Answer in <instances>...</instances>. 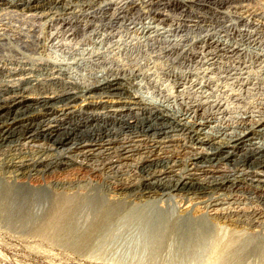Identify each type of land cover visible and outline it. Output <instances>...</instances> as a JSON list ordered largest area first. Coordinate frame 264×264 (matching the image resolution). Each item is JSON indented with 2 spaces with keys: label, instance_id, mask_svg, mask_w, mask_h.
Wrapping results in <instances>:
<instances>
[{
  "label": "bare ground",
  "instance_id": "obj_1",
  "mask_svg": "<svg viewBox=\"0 0 264 264\" xmlns=\"http://www.w3.org/2000/svg\"><path fill=\"white\" fill-rule=\"evenodd\" d=\"M71 1L0 0V51L10 50L13 57L9 64L2 60L4 57L0 59V206L7 210V218L21 220L45 211L49 216L55 214L58 217L67 211L73 213L76 207L71 209L68 202L69 197L78 192L72 193L75 184L79 187L83 182H94L108 194L117 196L115 199L112 196L111 202L141 200L172 192L169 195L174 193L187 199L183 204L186 208L203 205L200 207L211 217L230 225L245 221L264 225V142L256 140L264 138V123H248L245 116L236 124L208 133L194 122L181 123L190 117L187 115L189 109L174 115L160 108L154 111L149 108L150 103L142 102L135 92H131V81L125 77L127 71L122 68L100 74L93 83L81 86L65 68L42 57L31 58L28 54H41L45 50V41L52 40L50 34L42 37L44 18L54 21L60 30L68 31L69 36H75L92 28L95 22H104L101 26L109 29L122 26L128 29L134 24L131 20H140L145 13L155 18L151 17L158 24L170 26V31L178 38L167 40L161 35V39L147 32L143 37L152 45H164L158 47L163 57H172L180 64L206 59L214 66L225 58L234 60L241 52L240 48L215 40L205 28L203 36L192 37V24L189 25L185 18L180 19L185 16L181 11L186 13L189 10L186 11L187 3L182 0H144L145 12L137 0L118 3L109 0ZM216 1L223 0L213 2ZM171 8L180 10L177 16H170ZM187 16L191 17L188 13ZM233 24H228L226 31H232L237 25ZM92 56L96 63L102 58L99 53ZM151 84L155 89L154 82ZM202 104L190 108L193 119L207 113V107L203 109L207 105ZM98 109L104 112L99 113ZM123 111L135 112L128 117L116 116ZM109 113L115 114L110 116ZM51 119L57 124L49 126ZM203 123L201 126H208L206 120ZM258 126L261 128L257 130ZM233 128L237 129L226 132ZM179 166H184L185 172ZM128 171L136 178L125 179L123 176ZM20 188L29 191L22 192ZM68 190L72 196L64 194ZM242 190L251 195L254 203L261 202L263 207L249 213L234 209V204L239 206L241 203L238 192ZM49 191L55 194L52 199ZM89 199L79 201L80 207L82 205L79 210L94 215L98 222H107L112 215L116 220H122L127 215L124 211L129 210L113 205L106 207L105 201Z\"/></svg>",
  "mask_w": 264,
  "mask_h": 264
},
{
  "label": "rangeland",
  "instance_id": "obj_2",
  "mask_svg": "<svg viewBox=\"0 0 264 264\" xmlns=\"http://www.w3.org/2000/svg\"><path fill=\"white\" fill-rule=\"evenodd\" d=\"M110 1L118 3L122 0ZM140 1L137 0V3L140 6L142 4V10L144 8L146 11L144 0ZM182 1H185L184 4L187 3V7L184 8L186 11L189 9L190 12L181 11L185 16L180 19L185 18L187 22L189 21V25L192 24V30H194L192 37L200 38L198 34L203 36L206 33L204 28L207 29L215 40L240 48L241 52L238 56H233L234 60L231 61L232 57L225 58L213 66L209 65L210 61L206 62V59L205 61L203 59V62L192 61L189 64H180L178 60L171 59L172 57H163L164 54L158 47L164 45L158 43L152 45L151 41L143 37L144 33L155 34L167 40L178 38V36L170 31V26L158 24V21L153 20L155 18L146 13L140 20H131L134 24L129 25L128 29L124 26L121 27L122 29H109L101 26L104 22H95L93 29L78 32L75 36H69L68 31L60 30L54 21L44 18L45 28L41 29L42 37L50 34L52 40L45 41V50L41 54H28L31 58L42 57L65 68L66 72L73 76L75 83L81 86L93 83L95 77L100 74L111 72L116 67L122 68L127 71L125 77L131 81V92L133 94L135 92L142 102L150 103L146 106L153 111L155 108H160L174 115L189 109L187 115L190 114V117L184 118L181 123L194 122V125L204 128L205 132L209 131L208 133L215 132L217 128L225 125L236 124L245 116L246 119L248 118V123L255 121L258 124L264 123V0H223L215 3L214 0ZM71 2L75 3V0ZM179 11L177 8L174 10L171 8L170 16H177ZM187 13L191 17H188ZM221 20H223L222 23ZM228 24L234 25L232 31L228 30L230 33L225 28L229 26ZM0 53V59L4 57L2 60H6V64L12 63L13 57L10 50L0 51ZM97 53L102 57L100 61L98 60L99 64L92 56ZM149 81L154 82L155 89ZM158 89L160 91H157ZM197 102L207 105L203 108L204 110L206 107L210 109L206 108L207 113L203 117L197 116L193 119L191 109L198 104ZM97 111L104 112L102 109ZM119 112L116 114L117 117L123 115L128 117L135 111H131L133 113L123 111L121 114ZM85 113L83 112V116H86ZM114 114L108 115L114 116ZM51 120L49 126L57 124L53 122V119ZM205 120L208 126H201ZM258 128L260 129L261 126L256 127L257 130ZM234 129L237 128L228 129L226 132ZM256 140L264 142V138ZM180 169L182 172L186 170L184 166ZM123 177L131 180L136 178L131 171L126 172ZM93 183L83 182L80 188L75 184L76 188L72 193L79 192L75 195L69 190L68 193H64L68 197L73 195L69 197L71 200L68 206L72 205L71 209L74 206L78 209L75 208L76 213L67 211L68 213L65 212L67 215L64 213L60 217L52 214L53 219L46 214L47 211L39 212L37 216L24 217L25 220L10 219L6 216L7 210L1 205L0 264H264V225L248 224L246 221L239 225H230L224 220L211 217L201 208L203 205H190L192 208H186L183 204L187 199L174 193L169 195L172 192L169 194L163 192L144 198L145 200L141 198V200L133 201L127 199L119 203L111 202L117 196L108 194L101 186ZM20 191L29 190L20 188ZM36 191L39 192V190ZM42 191L46 193L44 190L39 193ZM238 193L242 204H239L240 208L234 204L233 208L240 213H249L263 207L261 202L254 203V199H251L248 192L242 190ZM48 195L51 199L55 197L54 192L49 191ZM92 197L96 201L98 199L105 201L106 207L113 205L112 207L129 209L124 211L127 214L126 217L123 218L124 220H116V217L112 215L108 217L111 219L107 222L99 221V223L94 215L79 210L82 209L79 201L89 198L93 200ZM84 205L86 206L85 203Z\"/></svg>",
  "mask_w": 264,
  "mask_h": 264
}]
</instances>
